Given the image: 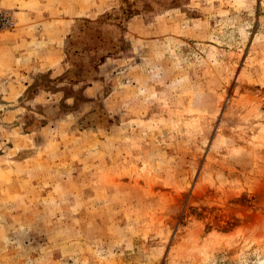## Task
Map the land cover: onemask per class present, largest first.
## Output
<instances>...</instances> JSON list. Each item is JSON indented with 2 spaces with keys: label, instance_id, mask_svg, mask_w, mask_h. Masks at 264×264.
Here are the masks:
<instances>
[{
  "label": "rangeland",
  "instance_id": "obj_1",
  "mask_svg": "<svg viewBox=\"0 0 264 264\" xmlns=\"http://www.w3.org/2000/svg\"><path fill=\"white\" fill-rule=\"evenodd\" d=\"M0 11V264H264V0Z\"/></svg>",
  "mask_w": 264,
  "mask_h": 264
},
{
  "label": "built area",
  "instance_id": "obj_2",
  "mask_svg": "<svg viewBox=\"0 0 264 264\" xmlns=\"http://www.w3.org/2000/svg\"><path fill=\"white\" fill-rule=\"evenodd\" d=\"M13 24V19L10 14L0 11V28H10Z\"/></svg>",
  "mask_w": 264,
  "mask_h": 264
},
{
  "label": "crops",
  "instance_id": "obj_3",
  "mask_svg": "<svg viewBox=\"0 0 264 264\" xmlns=\"http://www.w3.org/2000/svg\"><path fill=\"white\" fill-rule=\"evenodd\" d=\"M0 2H2V0H0Z\"/></svg>",
  "mask_w": 264,
  "mask_h": 264
}]
</instances>
